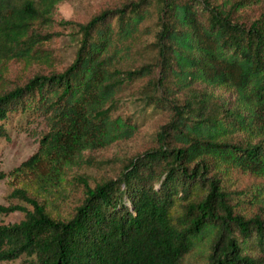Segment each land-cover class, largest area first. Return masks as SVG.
Returning <instances> with one entry per match:
<instances>
[{
  "label": "trees",
  "instance_id": "obj_1",
  "mask_svg": "<svg viewBox=\"0 0 264 264\" xmlns=\"http://www.w3.org/2000/svg\"><path fill=\"white\" fill-rule=\"evenodd\" d=\"M62 1L0 0V76L12 59L50 63L51 35L39 26ZM263 1L127 0L86 22L65 21L79 35L70 64L0 90V139L14 115L46 127L33 154L0 170L16 200L0 214L24 213L0 224V261L264 264V181L250 195L230 188L236 170L264 180V13H240ZM152 2L155 61L125 68ZM146 77L144 97L170 112L155 145L116 177L94 186L78 177L83 196L72 205L70 170L84 151L135 134L113 110ZM245 202L259 211L245 213Z\"/></svg>",
  "mask_w": 264,
  "mask_h": 264
},
{
  "label": "rangeland",
  "instance_id": "obj_2",
  "mask_svg": "<svg viewBox=\"0 0 264 264\" xmlns=\"http://www.w3.org/2000/svg\"><path fill=\"white\" fill-rule=\"evenodd\" d=\"M127 0H64L59 3L53 14L50 25L39 26L43 34H50L51 38L44 42V49L50 52V63L34 62L25 65L19 60H9L5 63L0 76V90L21 85L35 73H51L61 71L72 61L79 35L70 22H86L95 14L118 7ZM149 13L142 23L139 38L131 42L128 53L121 59L125 68L136 67L148 62H154L156 51L150 43L155 40L157 30V5L152 2L147 6ZM245 20H253L264 13V1L254 4L241 12ZM114 22V19L112 20ZM158 68L156 69V74ZM147 77L135 81L120 93L119 102L113 110L114 116L130 120L137 125L135 134L125 140L116 141L109 146L83 152V162L70 170L71 204H77L83 196L82 183L78 177L87 179L90 185L105 179L116 177L122 166L133 155L143 152L155 145L156 132L169 119V110L154 107L143 93L142 87ZM8 138L0 139V170L7 172L21 161L33 154L42 134L46 131L43 119H25L23 115H14L6 123ZM264 180L251 174L234 171L231 177L230 188L239 194L250 195L251 191ZM10 187L7 179H0V204H8ZM243 196V195H242ZM244 201V200H242ZM243 211L247 214L257 210L245 202ZM24 213L15 211L7 215L0 214V224H11L20 221ZM34 256L24 255L12 261H0V264H34Z\"/></svg>",
  "mask_w": 264,
  "mask_h": 264
}]
</instances>
